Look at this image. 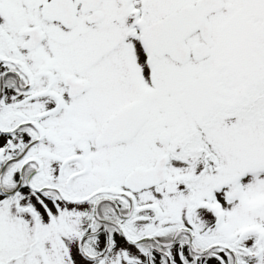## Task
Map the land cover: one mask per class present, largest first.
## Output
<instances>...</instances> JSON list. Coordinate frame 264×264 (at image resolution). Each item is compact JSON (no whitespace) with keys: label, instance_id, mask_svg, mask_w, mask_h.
I'll return each instance as SVG.
<instances>
[{"label":"snow or ice","instance_id":"obj_1","mask_svg":"<svg viewBox=\"0 0 264 264\" xmlns=\"http://www.w3.org/2000/svg\"><path fill=\"white\" fill-rule=\"evenodd\" d=\"M0 264H264V0H0Z\"/></svg>","mask_w":264,"mask_h":264}]
</instances>
